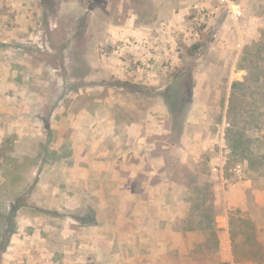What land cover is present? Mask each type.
<instances>
[{
	"label": "rangeland",
	"instance_id": "obj_1",
	"mask_svg": "<svg viewBox=\"0 0 264 264\" xmlns=\"http://www.w3.org/2000/svg\"><path fill=\"white\" fill-rule=\"evenodd\" d=\"M257 191L264 0H0V264H264Z\"/></svg>",
	"mask_w": 264,
	"mask_h": 264
},
{
	"label": "crops",
	"instance_id": "obj_2",
	"mask_svg": "<svg viewBox=\"0 0 264 264\" xmlns=\"http://www.w3.org/2000/svg\"><path fill=\"white\" fill-rule=\"evenodd\" d=\"M253 193L254 196L256 197V202L258 207L264 208V194L258 191L257 193L256 192ZM222 200L224 202V205H226L227 209L239 208L245 210L248 201H247V194L245 188L243 187V184L242 183L229 184L228 186H226V189H223ZM221 220L223 222L220 225L221 227L220 248H222V251L226 254L225 258L227 262H229L230 264H237V262H234L233 260V255L231 251L227 214L224 217L222 216ZM251 220L254 221L255 225L259 230H264V217L258 214L254 217L252 216ZM261 237H263V234H261Z\"/></svg>",
	"mask_w": 264,
	"mask_h": 264
},
{
	"label": "trees",
	"instance_id": "obj_3",
	"mask_svg": "<svg viewBox=\"0 0 264 264\" xmlns=\"http://www.w3.org/2000/svg\"><path fill=\"white\" fill-rule=\"evenodd\" d=\"M203 45V43H197L195 45H193L188 52L190 53V55H192L194 52H196L197 50H199L201 48V46Z\"/></svg>",
	"mask_w": 264,
	"mask_h": 264
}]
</instances>
